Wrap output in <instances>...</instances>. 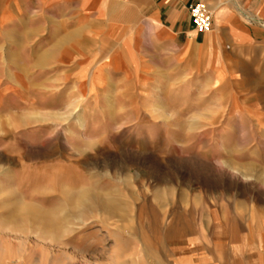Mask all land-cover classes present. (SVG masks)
<instances>
[{
  "label": "rangeland",
  "instance_id": "rangeland-1",
  "mask_svg": "<svg viewBox=\"0 0 264 264\" xmlns=\"http://www.w3.org/2000/svg\"><path fill=\"white\" fill-rule=\"evenodd\" d=\"M19 2L0 22V264L171 257L182 241L190 264H264V48L179 61L105 10ZM34 21L60 22L63 45L25 40ZM86 191L110 212L72 211Z\"/></svg>",
  "mask_w": 264,
  "mask_h": 264
},
{
  "label": "crops",
  "instance_id": "crops-1",
  "mask_svg": "<svg viewBox=\"0 0 264 264\" xmlns=\"http://www.w3.org/2000/svg\"><path fill=\"white\" fill-rule=\"evenodd\" d=\"M19 1L1 0V23L8 22L9 16H21L23 7ZM196 3L205 4L211 13V28L205 34L195 32L190 20L189 7ZM33 4V9L39 11L48 8L49 15L56 18L76 16L89 20L91 14L97 19L105 10L104 18L108 21L114 25L123 22L135 24L136 32L145 33L151 48L158 47L161 52L174 50L179 61L185 57L194 58L199 52L205 56H232L237 51L264 48V0H33ZM59 23L56 22L54 26L52 23L45 26L40 21L28 23V34L24 39L34 40L36 36L42 37L46 31L49 36L45 40L55 42L56 50V45L61 47L64 40L62 28H58ZM69 24L72 27V20ZM81 24L84 25L83 22ZM51 47H47L51 51L45 52L46 48L43 50L45 53L41 52L44 57L51 52L55 56V50ZM211 50L218 53L209 52ZM39 52H30L28 56H37ZM44 59L38 58L36 62ZM141 248L143 257L133 258L132 255H137V252L129 253L128 260L121 257L117 262L114 257L111 264H190L193 260L185 256L183 241L177 244L171 257L160 246L149 248L146 244ZM261 253L264 255V246L261 247ZM93 264L109 262L97 259ZM209 264L216 263L210 261Z\"/></svg>",
  "mask_w": 264,
  "mask_h": 264
},
{
  "label": "bare ground",
  "instance_id": "bare-ground-1",
  "mask_svg": "<svg viewBox=\"0 0 264 264\" xmlns=\"http://www.w3.org/2000/svg\"><path fill=\"white\" fill-rule=\"evenodd\" d=\"M51 48H53V47H51ZM49 50L50 49L47 48L45 52H48ZM52 51H53V49H52ZM45 52H43V53H45ZM72 201L76 204V206L72 209V211H74L77 214L85 215L90 210H94V211L97 210V211H100L103 213H109L110 212L109 205L104 203L102 200H99L97 198V196H94V194H92L91 192L89 193L88 191L77 194L74 197V199H72ZM72 211L69 210L67 212L71 213ZM63 216H65V215H63ZM67 217H68V215H67Z\"/></svg>",
  "mask_w": 264,
  "mask_h": 264
},
{
  "label": "built area",
  "instance_id": "built-area-1",
  "mask_svg": "<svg viewBox=\"0 0 264 264\" xmlns=\"http://www.w3.org/2000/svg\"><path fill=\"white\" fill-rule=\"evenodd\" d=\"M189 16L193 29L197 33H206L211 28V13L203 3H196L189 7Z\"/></svg>",
  "mask_w": 264,
  "mask_h": 264
}]
</instances>
